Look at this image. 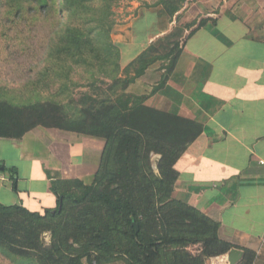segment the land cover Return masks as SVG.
<instances>
[{
	"label": "trees",
	"instance_id": "obj_1",
	"mask_svg": "<svg viewBox=\"0 0 264 264\" xmlns=\"http://www.w3.org/2000/svg\"><path fill=\"white\" fill-rule=\"evenodd\" d=\"M188 1L159 0L157 6L169 25ZM118 2L34 0L35 12L52 15L54 10L65 19L52 57L84 67L96 93H81L77 103L69 101L70 109L51 102L16 106L0 100V138L20 140L41 127L102 140L104 149L90 184L46 172L57 199L54 209L40 214L0 204V249L9 256L33 264H90L92 259L96 264H206L231 249L218 238V222L173 197L179 175L175 165L202 126L147 104L166 85L197 21L172 28L120 71L109 17ZM156 63H161L156 86L133 90ZM153 156L159 157L155 167ZM191 247L198 248L197 255H191Z\"/></svg>",
	"mask_w": 264,
	"mask_h": 264
},
{
	"label": "crops",
	"instance_id": "obj_2",
	"mask_svg": "<svg viewBox=\"0 0 264 264\" xmlns=\"http://www.w3.org/2000/svg\"><path fill=\"white\" fill-rule=\"evenodd\" d=\"M145 4L131 5L129 31L113 38L121 67L168 31L160 8ZM182 13L197 25L166 87L147 101L203 129L175 165L173 197L220 224L219 240L243 254L238 264H264V0H189ZM103 149L102 140L41 127L0 138V204L54 209L46 172L90 184ZM228 253L206 264H227Z\"/></svg>",
	"mask_w": 264,
	"mask_h": 264
},
{
	"label": "rangeland",
	"instance_id": "obj_3",
	"mask_svg": "<svg viewBox=\"0 0 264 264\" xmlns=\"http://www.w3.org/2000/svg\"><path fill=\"white\" fill-rule=\"evenodd\" d=\"M137 1L119 0L111 8L109 17L113 22L110 33L112 42L114 36L120 34L121 26L124 33L129 31V22L136 14V10L131 8V5ZM158 1L149 0V5L145 4V7L154 9ZM33 6L35 7L34 0H0V100H5L16 106L51 102L67 106L66 108L70 109L72 106L69 103L70 100L77 103L81 93L95 94V89L87 83L88 75L84 67L70 66L52 57L54 45L58 39L59 31L64 28L65 19L62 22L54 10L51 12L52 15L35 12L36 8L33 10ZM164 21L167 26V18L164 17ZM189 21L191 20L188 17L184 18V13L178 15V19L173 21L174 26L169 28L170 24L168 25L167 33H170L172 28L186 25ZM56 22L59 26H56ZM94 35L97 34L94 33ZM117 49L120 55V49L118 47ZM118 63L120 71L127 66L121 67L120 61ZM160 65L161 63H156L148 69L132 85V89L141 91L146 87L148 91H151L158 83L160 72L155 70ZM165 87L166 85L151 97L154 98L156 94H160ZM172 114L178 115L177 113ZM158 159L157 156L152 157L154 167ZM139 218L141 217L139 216ZM44 240L48 243L49 236L45 235ZM197 251V247L190 248L192 256L197 255ZM0 264L33 263L9 256L0 249ZM90 264H96V261L92 259ZM111 264L123 263L115 261Z\"/></svg>",
	"mask_w": 264,
	"mask_h": 264
},
{
	"label": "water",
	"instance_id": "obj_4",
	"mask_svg": "<svg viewBox=\"0 0 264 264\" xmlns=\"http://www.w3.org/2000/svg\"><path fill=\"white\" fill-rule=\"evenodd\" d=\"M242 252L237 249H231L226 257L227 264H238L242 259Z\"/></svg>",
	"mask_w": 264,
	"mask_h": 264
}]
</instances>
